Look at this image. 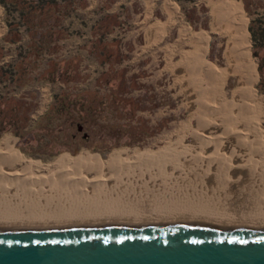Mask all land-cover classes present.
<instances>
[{
  "label": "rangeland",
  "instance_id": "374dc122",
  "mask_svg": "<svg viewBox=\"0 0 264 264\" xmlns=\"http://www.w3.org/2000/svg\"><path fill=\"white\" fill-rule=\"evenodd\" d=\"M177 1L195 28L209 24L204 0L195 5L191 0ZM233 1L242 6L246 22L258 37L252 41V53L260 66V92L256 89V99L245 102L239 111L227 100L224 106L230 111L224 114L241 143L245 139L254 143L251 150L255 148L253 156L259 155L257 166L262 168L264 0ZM85 5L86 0H0V150L23 162L48 167L64 161L78 165L121 163L144 156L164 161L165 156L170 167L176 168L174 173L186 178L189 170L176 165L175 157L181 140L195 139L192 127L197 120L184 107L187 100L175 95L176 90L167 94L162 88L170 81L158 85L152 79L156 69L147 72L140 64H125V59L131 58L132 45L124 43L126 23L121 16L106 13L104 5L92 14H78ZM115 26L119 32L108 37ZM81 35L84 39L79 43L75 38ZM67 37L71 39L68 46ZM124 48L129 54L125 55ZM248 91L254 98L250 87ZM83 157L87 159H79ZM158 161L154 159L152 167L144 168L159 172L164 179L173 171L168 168V175H163ZM263 169H253L256 181L251 185L233 183L236 180L231 177L227 186L241 191L250 186L264 189ZM198 183L192 182L188 188L201 190Z\"/></svg>",
  "mask_w": 264,
  "mask_h": 264
},
{
  "label": "bare ground",
  "instance_id": "6f19581e",
  "mask_svg": "<svg viewBox=\"0 0 264 264\" xmlns=\"http://www.w3.org/2000/svg\"><path fill=\"white\" fill-rule=\"evenodd\" d=\"M168 13L170 14V12ZM215 16L219 20L227 18L224 27L228 30L232 29L235 37V40L232 38L234 41L232 42L233 48L238 50L235 55L233 54L239 62H237L239 67L237 68L241 69V66L245 68V65L250 61L247 57V40L243 17L228 3L222 4V2L219 4ZM230 20L237 23L238 26L230 28L232 26V24L229 25ZM183 31L186 32V30ZM231 50L229 54H232ZM182 62L184 63V61ZM198 69L197 71H200ZM174 70L176 71V69ZM189 74L191 75L189 80L193 81L194 88L192 84L190 86L192 85L194 91L186 98L189 101V111H191L195 121L197 120L192 127L195 128L192 133L195 139L185 138L181 140L180 151H185V153L179 154L180 151L178 150L177 157H175V159L177 158L176 165L189 170L188 173L186 172L188 174L186 178H181L180 175L183 173H174L176 168L170 167L165 156L162 157L164 161H160L159 157L144 156L121 163L78 165L64 161L54 167H48L23 162L14 154L0 150V230L171 223H186L224 229L264 227V189L250 186L246 191H241L236 186L230 187L231 183H228L231 177L236 180L233 183L241 181L251 185L256 181L254 179L255 169L260 167L262 170L264 164L262 168L257 166L260 162L259 155L255 158L256 153L253 156L252 151L255 148L251 150L254 143H249L246 139L245 142L241 143L242 141L237 139L239 135L236 138L235 128L233 131L230 130L231 127H228L230 121L228 120L226 123L225 114L227 113L224 114V112L227 108L221 103L212 101V96L208 93L211 87L201 86L204 83H202L199 74L193 70V67ZM204 74H202V78L206 80ZM250 78L254 79L253 77ZM248 89L249 87L246 86L242 90L251 100L253 96ZM215 90L214 92H216ZM238 134L241 136V133ZM186 150L188 151L186 152ZM154 159L159 160L158 162L162 164L163 175L164 173L168 175L170 171L173 172L161 179L157 174L159 172L153 174V171L145 170V166H153L151 164L154 163ZM161 164L158 165L160 168ZM148 171L150 172L148 173ZM175 174H177L176 178ZM192 182H199L198 185L202 186L203 190L188 188ZM227 183L230 185L227 186ZM213 184L217 185L211 187Z\"/></svg>",
  "mask_w": 264,
  "mask_h": 264
},
{
  "label": "water",
  "instance_id": "95a60500",
  "mask_svg": "<svg viewBox=\"0 0 264 264\" xmlns=\"http://www.w3.org/2000/svg\"><path fill=\"white\" fill-rule=\"evenodd\" d=\"M0 264H264V227L171 223L0 230Z\"/></svg>",
  "mask_w": 264,
  "mask_h": 264
},
{
  "label": "crops",
  "instance_id": "0c3cea01",
  "mask_svg": "<svg viewBox=\"0 0 264 264\" xmlns=\"http://www.w3.org/2000/svg\"><path fill=\"white\" fill-rule=\"evenodd\" d=\"M174 1L173 0H86L85 7L79 9L77 13L84 14V16H86L89 13L92 14L93 11L98 6L104 5L107 7L106 13L108 14L110 13L111 15L121 16V19H124L126 23V26L124 28V35H122L124 36V43L128 42L132 45V49L130 53L131 58L128 57L127 59H125V64L136 65V66L140 64L142 66L141 68L147 70V72L150 69H156V71L153 73L156 74L152 77V79L157 81L158 85L162 84L164 86L166 84V81H170V83L167 85L168 86L167 88L164 87L162 88L163 90L167 91V94H170L171 92H173V90H176L177 93L175 95L183 96L187 100L186 96L191 95L194 91L193 81L189 80L191 78L189 72H192V67H193V70L197 74L201 72L199 76L201 77L202 83H204L201 84V86L202 87L206 86L205 88H207L208 86H209L208 88L211 87L208 93L212 96L211 99L215 103H221L223 105H226L228 103L227 100H229L232 101L231 104L239 111L241 109L240 107H242V105L245 104V102H253L256 99L255 90L257 89L259 83L258 82L259 71H258L257 60L255 59L252 53V37L249 31L250 26L246 22L242 6L238 2H235L233 0H226V1L204 0L205 2L204 4L207 6L209 11L210 21L209 24L208 25L206 24L207 26L205 25L204 28L202 27L195 28L193 25L190 24L188 20H186L184 14L181 11L180 2L177 0ZM201 1L202 0H191V2L189 3H194L195 5L196 3L198 2L200 3ZM221 2L222 4L229 2L228 3L229 5L233 6L235 9L238 10V12L243 17V21L245 22L248 58L250 60V63H247L245 65L246 66L245 68L241 66L240 67L241 69H238L239 68L237 66L238 61L233 56V54L235 55L238 52V50L233 48L234 47L233 39L235 40V37L233 36L232 29L228 30L226 29V27H224L227 18L226 19L224 18L225 20H221V19L219 20V18L215 16L217 15L218 6ZM230 3L235 4L237 7ZM168 12H170V14ZM228 17L230 18V16ZM220 22L223 24H221ZM231 24L232 26H230V28L231 27L236 28L238 26V24L232 20H230L229 25ZM66 26L68 27V24H66ZM118 29L119 27L115 26L113 30H111L112 32L111 31L109 32L108 37H112V35L117 34L119 32L117 31ZM79 30L83 31L82 28H80ZM183 30H186V32ZM62 38L63 37H61V39ZM75 39H77V42L80 43V41H82L84 37L81 35V36H77V38ZM64 41L68 46L71 42V39L67 37L66 40ZM196 45L198 48L196 47ZM230 50L232 54H229ZM124 53L125 55L129 54L126 48H124ZM197 55L199 58L197 57ZM191 56H194L195 58L193 57L194 58L193 59ZM182 61H184V63ZM227 62L229 64L231 63L230 65L232 66L234 65L236 66L232 67ZM176 65H178L179 67ZM196 68L200 71H197ZM200 68L202 69V71ZM174 69H176V71ZM208 70H210L211 72H209ZM171 71L173 72L175 71L176 73L175 72L173 73ZM202 74L206 75V80L202 78ZM186 77L189 78L185 79ZM250 77H253L254 79ZM182 80H184L185 82L183 81L182 83ZM249 80H251L250 82L252 83L249 82L248 84ZM214 81L216 82V84ZM243 81L246 82L244 83ZM206 82L208 85L206 84ZM190 84L193 85V86L191 85L193 88L190 86ZM217 84L220 86H218ZM245 85L247 87H250V89L255 95V97L252 98L251 100L246 96V94L242 90L245 89L246 87ZM239 89L241 90V92ZM214 90L216 92H214ZM216 93H218L219 95H217ZM240 95L242 96L240 97ZM188 104L189 101L187 100L184 107L189 110Z\"/></svg>",
  "mask_w": 264,
  "mask_h": 264
},
{
  "label": "trees",
  "instance_id": "16d2710c",
  "mask_svg": "<svg viewBox=\"0 0 264 264\" xmlns=\"http://www.w3.org/2000/svg\"><path fill=\"white\" fill-rule=\"evenodd\" d=\"M249 31H250V34H251V37H252V41H256L258 39V37L255 36V34L253 33V30H252L251 27H249ZM253 56L256 57L254 52H253ZM258 71L260 72V66L259 65H258ZM259 86H260V82L258 83V86H257L258 92H260L259 91ZM79 159H87V158L83 157V158H79Z\"/></svg>",
  "mask_w": 264,
  "mask_h": 264
}]
</instances>
